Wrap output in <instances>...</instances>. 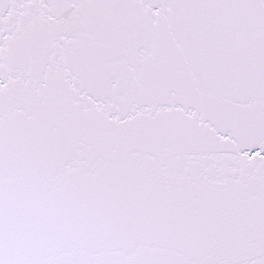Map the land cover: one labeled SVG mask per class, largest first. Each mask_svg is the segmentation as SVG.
Instances as JSON below:
<instances>
[{
  "label": "snow or ice",
  "instance_id": "snow-or-ice-1",
  "mask_svg": "<svg viewBox=\"0 0 264 264\" xmlns=\"http://www.w3.org/2000/svg\"><path fill=\"white\" fill-rule=\"evenodd\" d=\"M0 264H264V0H0Z\"/></svg>",
  "mask_w": 264,
  "mask_h": 264
}]
</instances>
